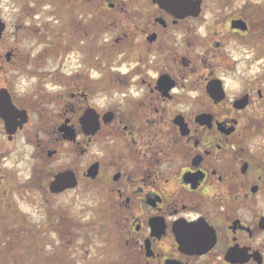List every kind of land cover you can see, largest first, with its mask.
Masks as SVG:
<instances>
[{
	"label": "flooded vegetation",
	"instance_id": "flooded-vegetation-1",
	"mask_svg": "<svg viewBox=\"0 0 264 264\" xmlns=\"http://www.w3.org/2000/svg\"><path fill=\"white\" fill-rule=\"evenodd\" d=\"M253 3L0 0V163L37 175L23 213L1 176L0 253L22 236L25 264H264Z\"/></svg>",
	"mask_w": 264,
	"mask_h": 264
},
{
	"label": "rangeland",
	"instance_id": "rangeland-1",
	"mask_svg": "<svg viewBox=\"0 0 264 264\" xmlns=\"http://www.w3.org/2000/svg\"><path fill=\"white\" fill-rule=\"evenodd\" d=\"M255 4L264 5V0H253ZM253 3V4H254ZM254 51V50H253ZM53 62L49 61V66ZM17 148H21V151H29L31 148L25 145L24 141H18ZM17 152V149H16ZM35 164L30 157V154L22 157L18 155V153L12 154L9 156L8 159L2 161L0 163V180L1 176L4 175V170H9L13 172L16 176V186L15 187H23L27 182L32 180V178L36 177L34 170ZM21 191L15 190V205L16 208L23 213L26 208V203L23 198L24 188H19ZM14 239V248L10 252L7 253H0V264H25L26 259L28 258L23 250V237L22 236H15L12 237Z\"/></svg>",
	"mask_w": 264,
	"mask_h": 264
},
{
	"label": "water",
	"instance_id": "water-1",
	"mask_svg": "<svg viewBox=\"0 0 264 264\" xmlns=\"http://www.w3.org/2000/svg\"><path fill=\"white\" fill-rule=\"evenodd\" d=\"M0 109L3 110V117L8 122L7 117L15 111V108L13 107L12 103L10 101L2 100L0 102ZM6 113V114H5ZM9 123V122H8ZM11 124V123H10ZM12 125V124H11ZM73 181V176H71L70 173H63L58 175L55 178V181L53 182L52 189H58L61 187H66L64 185L72 186L73 184L70 183Z\"/></svg>",
	"mask_w": 264,
	"mask_h": 264
}]
</instances>
